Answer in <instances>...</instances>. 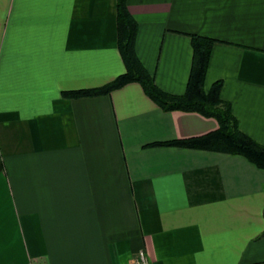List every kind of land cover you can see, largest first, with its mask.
<instances>
[{"label": "crops", "instance_id": "1", "mask_svg": "<svg viewBox=\"0 0 264 264\" xmlns=\"http://www.w3.org/2000/svg\"><path fill=\"white\" fill-rule=\"evenodd\" d=\"M137 57L186 93L192 35L216 41L205 80L264 145V0H127ZM126 72L117 0H0V264H264V169L152 146L218 129L165 112Z\"/></svg>", "mask_w": 264, "mask_h": 264}, {"label": "trees", "instance_id": "2", "mask_svg": "<svg viewBox=\"0 0 264 264\" xmlns=\"http://www.w3.org/2000/svg\"><path fill=\"white\" fill-rule=\"evenodd\" d=\"M118 49L126 72L111 83L93 90L65 92L68 99H82L105 96L131 83L142 86L145 94L165 112L199 113L215 119L218 129L201 137L152 146L189 148L229 155L243 156L260 169H264V145L243 133L232 113V107L221 98L222 82H216L205 91V80L214 39L192 35L193 66L186 93L182 96L168 94L156 85L154 78L146 71L137 57L135 44L138 24L129 11L127 0H117Z\"/></svg>", "mask_w": 264, "mask_h": 264}, {"label": "built area", "instance_id": "3", "mask_svg": "<svg viewBox=\"0 0 264 264\" xmlns=\"http://www.w3.org/2000/svg\"><path fill=\"white\" fill-rule=\"evenodd\" d=\"M133 264H150V261L145 252H140L133 260Z\"/></svg>", "mask_w": 264, "mask_h": 264}]
</instances>
